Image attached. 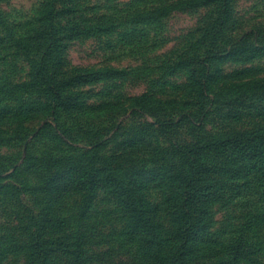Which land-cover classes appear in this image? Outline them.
<instances>
[{"label":"rangeland","instance_id":"374dc122","mask_svg":"<svg viewBox=\"0 0 264 264\" xmlns=\"http://www.w3.org/2000/svg\"><path fill=\"white\" fill-rule=\"evenodd\" d=\"M263 141L264 0H0V264H264Z\"/></svg>","mask_w":264,"mask_h":264},{"label":"trees","instance_id":"16d2710c","mask_svg":"<svg viewBox=\"0 0 264 264\" xmlns=\"http://www.w3.org/2000/svg\"><path fill=\"white\" fill-rule=\"evenodd\" d=\"M245 135L246 134H241V133H237V134L231 135V137L228 138V142L231 141L230 143L237 145L239 143V140H244V139L247 138V136H245ZM238 138H240V139H238ZM253 144H255L254 146H257V144H262V146H264V141L263 142L253 143ZM192 151H193V153H192L191 156H192L193 160L196 161V163L193 164V166L190 168L189 172H191L192 179H194L195 177H197V179H195V182L190 183L191 188L189 189V192L191 190V201L194 202V200L197 198L198 194L196 193L194 188L192 189V184H196L198 182L200 176H197L199 174H197L196 172H198L199 167L203 163V160L206 158V156H204L205 153H202L200 150H198L196 148L195 149L193 148ZM262 162L264 164V157L262 158ZM92 163L91 162L86 163V165L84 166L83 170L81 171L83 176L81 175V177L79 178L82 182L83 181L85 182L86 186H89V187H93L94 186L96 178H99V174H100L98 171L95 172V169H94ZM53 181L54 180H52V182ZM114 181H116V179H114ZM48 183L49 182L47 181L46 184L48 185ZM116 183H120V181H116ZM132 217H133V219H134V221L136 223L144 216H143L142 212L140 211V209L133 208L132 209ZM241 244L242 243H239V245L237 246V249H236L237 252L243 251V244H242V247H241Z\"/></svg>","mask_w":264,"mask_h":264}]
</instances>
